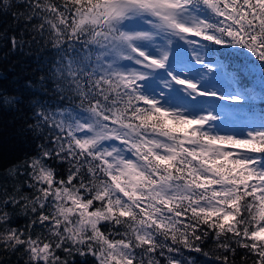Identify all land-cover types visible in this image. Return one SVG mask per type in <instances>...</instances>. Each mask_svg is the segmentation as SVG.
Returning a JSON list of instances; mask_svg holds the SVG:
<instances>
[{
    "label": "snow or ice",
    "instance_id": "1",
    "mask_svg": "<svg viewBox=\"0 0 264 264\" xmlns=\"http://www.w3.org/2000/svg\"><path fill=\"white\" fill-rule=\"evenodd\" d=\"M25 7L54 50L39 83L60 106L35 98L31 80L0 85V114H15L0 119V143L11 137L25 153L0 183V251L24 264H186L182 248L201 252L211 236L221 264H235L238 249L243 264H264V113L229 110L238 127L222 131L225 106L205 104L251 96L212 83L224 67L217 49L244 55L264 83V0ZM0 40L12 52L25 44L7 32ZM17 209L29 216L24 229L11 226Z\"/></svg>",
    "mask_w": 264,
    "mask_h": 264
},
{
    "label": "trees",
    "instance_id": "2",
    "mask_svg": "<svg viewBox=\"0 0 264 264\" xmlns=\"http://www.w3.org/2000/svg\"><path fill=\"white\" fill-rule=\"evenodd\" d=\"M3 3L4 0H0V33L7 32L9 36L16 35L18 38L23 35L25 44L22 49L12 52L6 43L0 40V85L8 87L11 91L14 82L31 80L35 84V98L40 99L41 102H49L53 108L59 107L58 101L50 100L51 93H45L39 83L40 76L44 75L46 62L53 59L54 50L51 49L49 43H46L37 33L32 31V25L37 21L34 19L28 22L20 15L27 11L25 0H8L6 11L3 8ZM33 37H35V40H33ZM221 52L225 54L220 55ZM217 55L224 64L223 68L231 78L233 87L244 85L251 91L250 101L242 104L244 114L260 115L264 113V83L261 80V73L245 70L246 57L234 49H217ZM50 85L51 81L45 86L50 87ZM13 115L15 114H0V119L11 122ZM28 116L31 117L30 112ZM35 143H40V141L37 140ZM32 151H35V144L32 145ZM24 155L25 153L20 149L15 139L9 137L5 142L0 143V183L3 182L4 171L19 163ZM62 170L58 169V171ZM24 191L28 192L29 189L25 188ZM28 223L29 216L23 210L17 209L12 217L11 226L24 229ZM198 245L202 249L201 252L182 248V255H177V258L185 260L186 264L188 262H191V264H221L216 257L222 255L223 252L217 249L214 238L210 236L198 242ZM243 253V249H238V254L234 258L235 264H243L240 260ZM24 259L20 253L0 251V264H24ZM159 259H161L162 264H165L163 257ZM230 259L233 258L230 257ZM70 264H82L81 258L78 256L74 259L70 258Z\"/></svg>",
    "mask_w": 264,
    "mask_h": 264
},
{
    "label": "rangeland",
    "instance_id": "3",
    "mask_svg": "<svg viewBox=\"0 0 264 264\" xmlns=\"http://www.w3.org/2000/svg\"><path fill=\"white\" fill-rule=\"evenodd\" d=\"M176 46H178L181 49H187V45H184L183 42L177 41ZM191 53L187 52L186 56L190 60L191 59ZM194 63V62H193ZM199 67V66H197ZM212 78V83L216 84L217 88L221 91H231L233 89V84L231 81V78L229 75L225 72V70L222 68L220 70H214L213 73L209 74ZM167 89H165V94H167ZM250 100L248 99L246 102H249ZM175 103H179L180 101H174ZM207 103H214V104H223L225 106L226 111H224L221 114L220 120L217 121L216 123L218 124L219 128L222 131H229L234 127H238L236 123V117L237 113L234 111H229V110H235V109H242V104H234L230 103L227 101H219L216 99H211L208 101H205V104ZM259 116V115H255Z\"/></svg>",
    "mask_w": 264,
    "mask_h": 264
}]
</instances>
